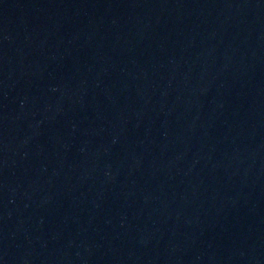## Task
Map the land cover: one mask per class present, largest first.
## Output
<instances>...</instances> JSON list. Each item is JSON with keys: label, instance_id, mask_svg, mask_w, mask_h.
Instances as JSON below:
<instances>
[{"label": "water", "instance_id": "water-1", "mask_svg": "<svg viewBox=\"0 0 264 264\" xmlns=\"http://www.w3.org/2000/svg\"><path fill=\"white\" fill-rule=\"evenodd\" d=\"M0 264H264V0H0Z\"/></svg>", "mask_w": 264, "mask_h": 264}]
</instances>
